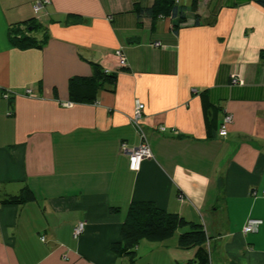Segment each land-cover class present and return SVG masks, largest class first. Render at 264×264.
I'll use <instances>...</instances> for the list:
<instances>
[{"label": "crops", "instance_id": "1", "mask_svg": "<svg viewBox=\"0 0 264 264\" xmlns=\"http://www.w3.org/2000/svg\"><path fill=\"white\" fill-rule=\"evenodd\" d=\"M36 1L0 0V264L191 260L195 247L179 245L188 226L140 240L133 261L110 250L134 200L201 224L210 264H264V7L176 0L186 20L175 31L170 16L137 15L153 0H49L38 15ZM33 18L46 43L11 45L9 28ZM92 62L117 74L115 90L72 99L70 77ZM136 100L152 157L134 172L120 146L140 143ZM24 187L31 199L5 202ZM253 218L258 230L243 232Z\"/></svg>", "mask_w": 264, "mask_h": 264}, {"label": "trees", "instance_id": "2", "mask_svg": "<svg viewBox=\"0 0 264 264\" xmlns=\"http://www.w3.org/2000/svg\"><path fill=\"white\" fill-rule=\"evenodd\" d=\"M197 2L198 0L191 1V11H196ZM256 2L264 7V0H256ZM134 10L138 16L146 15L152 19L163 16L174 18L173 28L175 31L186 20L184 7L178 5L176 0H153L152 4L146 7L135 5ZM80 20L77 17L73 18L74 22ZM196 23H198L197 20H195ZM40 29V24L34 18L18 23L8 30L9 42L19 49L40 48L46 43L48 37L47 34H44L38 39L35 33ZM261 53L264 55V50ZM92 66L91 75L70 77L68 88L72 99L90 100L95 98L94 95L99 89L115 90L117 74L103 70L96 62H92ZM32 196V192L24 187L18 195L5 199V202L22 203L31 199ZM112 209L116 210L115 207ZM183 226H188L189 230L180 233L179 245L183 248L195 247L193 258L186 264H210L206 246L207 237L203 226L186 220L177 213L169 212L150 200H134L129 204L120 228V239L110 244V250L117 256H127L133 261L134 248L140 240L161 241Z\"/></svg>", "mask_w": 264, "mask_h": 264}, {"label": "built area", "instance_id": "3", "mask_svg": "<svg viewBox=\"0 0 264 264\" xmlns=\"http://www.w3.org/2000/svg\"><path fill=\"white\" fill-rule=\"evenodd\" d=\"M50 1L49 0H37L34 5H33V12L34 14L38 15L40 11L43 9V7L48 4ZM156 44H159L158 42ZM117 56L121 58V61L124 60V58L121 55L120 51H116ZM232 81L239 82L235 76L233 75ZM70 102H65L63 105H69ZM143 110H144V104L138 100L135 101V106L133 110V114L130 118L131 125L135 129V131L138 133L140 136V143L136 147L132 148H127L125 143L121 144V150L125 152L128 158V168L131 171L137 172L139 171L141 167V162L144 159L151 158L152 157V152L147 140V137L143 131L142 125H141V120L143 118ZM232 115L230 113H225L220 124H219V129H218V134L222 137H225L227 135V129L228 125L232 123ZM161 130H163V127H160ZM261 195L264 196V189L261 191ZM262 221L260 219H249L247 223L243 227V232L245 233H252L256 232L258 230V227ZM85 222L84 221H79L77 222L73 229H72V236L74 238H79L81 234L85 230Z\"/></svg>", "mask_w": 264, "mask_h": 264}, {"label": "rangeland", "instance_id": "4", "mask_svg": "<svg viewBox=\"0 0 264 264\" xmlns=\"http://www.w3.org/2000/svg\"><path fill=\"white\" fill-rule=\"evenodd\" d=\"M181 1H182L183 4H185L186 6H188L191 0H181Z\"/></svg>", "mask_w": 264, "mask_h": 264}]
</instances>
